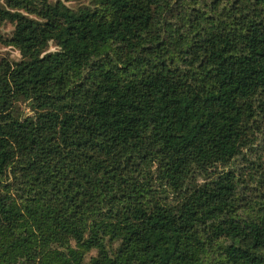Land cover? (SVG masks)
Masks as SVG:
<instances>
[{
	"label": "trees",
	"instance_id": "16d2710c",
	"mask_svg": "<svg viewBox=\"0 0 264 264\" xmlns=\"http://www.w3.org/2000/svg\"><path fill=\"white\" fill-rule=\"evenodd\" d=\"M88 1L0 0V264H264V0Z\"/></svg>",
	"mask_w": 264,
	"mask_h": 264
},
{
	"label": "rangeland",
	"instance_id": "374dc122",
	"mask_svg": "<svg viewBox=\"0 0 264 264\" xmlns=\"http://www.w3.org/2000/svg\"><path fill=\"white\" fill-rule=\"evenodd\" d=\"M56 1V0H53ZM67 5L72 6V7H78L79 5H90L88 0H71V1H66ZM0 30L2 33L5 34H11L13 30V26L10 23H6L3 25H0ZM51 49L54 50L56 49V46L54 44H51ZM2 56H10L11 58L18 60L21 58V53L20 51L13 47V46H6L3 44H0V58Z\"/></svg>",
	"mask_w": 264,
	"mask_h": 264
}]
</instances>
